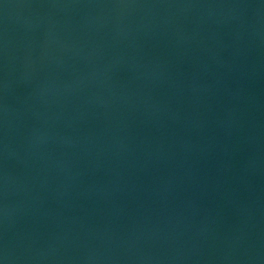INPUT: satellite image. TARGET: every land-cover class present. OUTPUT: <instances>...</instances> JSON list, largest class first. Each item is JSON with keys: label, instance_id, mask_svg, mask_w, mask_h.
I'll list each match as a JSON object with an SVG mask.
<instances>
[{"label": "water", "instance_id": "1", "mask_svg": "<svg viewBox=\"0 0 264 264\" xmlns=\"http://www.w3.org/2000/svg\"><path fill=\"white\" fill-rule=\"evenodd\" d=\"M0 264H264V0H0Z\"/></svg>", "mask_w": 264, "mask_h": 264}]
</instances>
